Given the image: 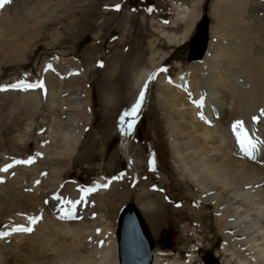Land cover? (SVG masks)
<instances>
[{
    "label": "rangeland",
    "instance_id": "obj_1",
    "mask_svg": "<svg viewBox=\"0 0 264 264\" xmlns=\"http://www.w3.org/2000/svg\"><path fill=\"white\" fill-rule=\"evenodd\" d=\"M65 1L11 0L0 9V20L19 16L21 21L14 33L8 34L7 38L0 43V46L4 45L0 53V86L12 85L22 80L27 83L43 82L44 84V88L34 91L12 88L0 91V150L1 153L4 151L8 153L0 156V173L4 171L1 169L9 165H12L10 171L16 170L12 177L6 178L1 185L0 207L4 204L1 201L2 197L5 198L15 188H27L36 178L40 179L39 182L51 176L53 167L45 162L54 155L56 150L54 144L65 139L63 131L69 134L76 128L75 122L69 126L71 121L68 118L78 121L80 117L87 118L88 115L90 121L82 122L84 131L80 139L81 145L74 153L75 163L71 162V165L69 164L66 168L69 176L67 174L68 178L64 177V184L76 183L80 189H85L89 185L88 188H90L97 180L109 181V190L114 189L116 196L112 194L111 197L113 200L111 219L109 217L101 219V215L106 216L110 212V208L99 210L103 205L101 200L104 196L92 199L87 194L88 197L83 196L78 199L71 192H60L62 199L54 201L55 209L49 211H61L62 208L73 211L70 205L65 204V200L81 201L74 209L77 221L69 219V223L58 222L60 225H70L75 222L89 223L91 232L86 235L88 237L81 238L82 245L77 258L85 256L94 264L101 260V247L105 249L109 246L108 237L104 239L99 233L101 227L115 224L117 226L121 209L131 201L139 206L153 201L157 204L154 205L155 210L160 207L155 217L162 216V218L170 219V222L162 223L161 226L159 223L156 224L158 233L155 234L153 224L143 215L154 239V250L158 248L163 252L174 251L176 255L181 252L182 260L185 261L188 257L194 258L193 264H205L204 257L211 253L220 256L223 246L226 247L229 257L234 258L233 264H239V257L244 255L250 257V253L254 252L248 246L255 245L253 241H250L251 238L258 244H264L263 174L262 179L259 176V179L254 177L251 179L252 182L238 187H242V190L250 189L249 196L242 199L243 204L239 203L241 208L238 207L241 216L239 227L243 232L234 233V229L226 230L229 236H234L226 241L223 232L219 230L216 215L220 214V211L230 214L235 204L227 203L218 197L220 205L223 204V207L219 205V210L210 202L205 206L198 204V210L196 206L199 202L196 201V197L199 195L194 196L197 194V188L186 183V181L189 182L188 175L182 171L172 151L168 108L165 104L166 100L159 94L162 83L160 81L164 72L166 78L171 80L179 76L178 64L184 66L183 68L191 65L187 62L190 49L188 42L195 35L201 16L206 13L211 19V40L219 38L223 47L233 52L237 58L235 65L231 66L233 70H236V83H239L242 89L247 85V89L252 88V83L247 78L248 65L239 62L244 55L240 56V53H251L255 57L264 56V0H70L64 6L62 2ZM185 15H191L192 25L189 24L190 20L184 18ZM30 21L35 22L33 39L22 44L23 37H19L18 33L23 30L25 22ZM182 35L188 37L184 46H171L168 43L169 40H179ZM11 36L16 39H11ZM18 40L21 42V46L17 48L19 51L12 52L10 46ZM152 56L158 63L164 59L157 69L150 65L149 60ZM62 61L78 63L80 67L78 71L83 74L82 81L79 82L84 83L85 93L83 97L74 96L73 98L76 99L72 102L66 101L71 95H67L68 92L60 88L56 90L55 96L54 93L51 96L48 95L51 93L50 76L59 75L56 68L62 66ZM161 69H167V71H160ZM145 71H148L147 78L144 76ZM64 75H59L62 78L60 80L69 79L71 75L73 78L76 73L73 71L71 74ZM78 77L73 78L71 82H78L74 80ZM230 80L233 78L228 81ZM141 83H146V89L143 92L144 101L138 114L134 118L130 117L135 119V124L129 132L122 124L121 116L139 99L143 86ZM245 88L244 90H247ZM10 93L21 97L37 95L42 104L36 108V112L27 115L23 121L16 122L15 115L11 116L9 113L8 106L13 101L8 95ZM87 100L89 108L86 115L83 109ZM248 113L249 116L245 115L239 121L244 122L249 135L251 134L250 136L257 141L254 158L246 156L240 150L236 135L230 126L226 131L229 132H227L228 135H231H229L230 140L235 145L236 150L234 149L232 153L240 161L256 165L264 171V109L254 114ZM254 117H259V121L254 120ZM215 118L220 119V115ZM67 122H69L68 126ZM214 125L213 121L210 127ZM65 127H68L67 130ZM52 134L54 138L49 137ZM9 145H19L22 149L18 151V154L14 150L11 151ZM15 149L18 150V148ZM4 157L6 163H3ZM28 160L32 162L16 163V161ZM38 163L41 165L39 170H32L29 173L32 168L38 167ZM28 165L29 174L27 173L23 180L19 179L20 171H17V168L25 171L27 169L23 166ZM234 190L236 191L237 188ZM209 192L206 194L211 193ZM198 211L201 213L198 214ZM47 215L48 212L44 213L39 220L41 228L50 227L51 218ZM50 215L56 216V213ZM198 216L201 217L200 220ZM6 218L8 216L4 219ZM94 220L97 222L95 221L92 225ZM231 244H235L236 247ZM62 252L59 255H63L64 252ZM53 254L50 252L46 260L56 264L59 260H55ZM220 257L224 258V255ZM35 263L43 264L39 261Z\"/></svg>",
    "mask_w": 264,
    "mask_h": 264
},
{
    "label": "bare ground",
    "instance_id": "obj_2",
    "mask_svg": "<svg viewBox=\"0 0 264 264\" xmlns=\"http://www.w3.org/2000/svg\"><path fill=\"white\" fill-rule=\"evenodd\" d=\"M69 1L70 0H66L65 2L62 3L64 4V6H66V4ZM28 12H30V10ZM204 15H208V14L206 13ZM184 18L190 20L189 23L190 25L193 24L192 23L193 19H191V15H185ZM20 23L21 21L19 16L16 18L12 17L9 20H0V43L7 38L8 34L12 35L14 33V30L18 28ZM34 26H35V22H31V21L25 22L23 26V30L18 33L19 37L20 36L23 37L22 44H25L26 42L33 39L32 32ZM201 30H204V27L199 29V31L196 30L195 34H197V36L198 35L200 36V33L202 32ZM13 36H11L10 38L13 40L16 39L13 38ZM197 36L195 40H192L194 37L193 36L191 38V41L189 42V46L191 47L192 45L193 47L191 50L192 53L190 52L193 60L188 61V63L191 65L183 68L184 66L178 64L179 65L178 67L180 69L179 76L171 80L166 78V73L164 72L163 77H161L162 79L160 81L162 83H161V90L159 96L160 97L162 96V98L166 100V103L165 102L164 103L167 105L168 108V119L171 125L172 151L175 154V157L178 159L177 163H179L181 166L179 167L182 169V171L185 174L188 175L186 176L189 178V182L186 181V183H189L190 186H195L197 188L196 189L197 194L194 196L199 195L196 197V201L198 200L199 203H197L196 207H198L199 205L203 206V204L205 206L210 202L211 204L213 203L214 206H216V208L218 209L220 205L218 201V197L224 199L225 201H227V203L233 202L235 204L233 207V211L230 214H228L226 211H220L221 213L216 215L217 218L216 220L219 225L218 227H220L219 230L223 232L222 234L225 237V240L229 241V238H231V236L232 237L234 236L233 235L229 236V233H226V230L234 229L235 231L234 233L243 232V230H240L241 227H239L241 216L240 213L238 212V207L241 208V204H243L241 203V200L247 198V196H249L248 192L250 191V189L242 190V187L241 188L238 187H240L242 184L246 185V183L248 184L249 182H252L253 180L251 179H253L254 177L256 179V177L258 178L259 176L262 179V177L264 176V171H262L261 168L259 169L256 165L240 161L235 157V154L232 153L233 150L235 149L234 148L235 145H233V143L231 142L230 140L231 135L229 134L230 135L229 136L228 135L229 132L226 130L228 127L233 126L232 125L233 123L239 121L240 118L241 119L244 118L245 115L249 116L248 112L254 114V112H259L261 109L263 111L264 56L255 57L251 55V53L250 54L240 53V56L243 54L244 55L242 56L239 62L246 63L248 65L247 78L249 79V82L252 83V88H249L250 87L249 86L248 87L249 89H247L248 85L247 86L245 85L246 88L245 87L244 88L247 90H244V88L243 89L241 88V85H238L239 83L238 84L236 83L237 80L236 70L235 69L233 70L231 67L232 65L233 66L235 65L234 62L237 61V58H235L233 52L227 50L226 47H223L222 41L219 40V38L218 40H215V38L211 40V26H210V41H209L208 50L204 58L200 60L198 59L197 56L199 55L203 41L202 39L199 38V36L198 37ZM18 41L12 46H10V50L12 52L19 51V49L17 48L18 46H21V42ZM187 41H188L187 35H185L184 37L182 35V37L179 40H175V41L169 40L168 43H170L171 46H184L187 43ZM2 46H0V53L2 50ZM163 60H161V62L158 63L156 62L155 57L152 56V58L149 61H150V65L154 69H157V67L159 68V65L163 62ZM197 62H200L201 64H193ZM225 66L231 68V70H229V68L227 67L225 68ZM68 68L69 70L67 71ZM79 69H80L79 64L76 62H66L63 63L62 66L60 65V67L57 66L56 70L59 71V75H64L65 73L71 74L74 71L76 75L73 78L79 76L77 79H74L75 81L78 82H74V83L71 82V80L73 79L72 75L69 79L66 80H60L62 78H60L59 75L56 77L50 76L51 93L48 95L51 96L54 93L55 96L56 90L60 88V90H65L66 92H68L67 95L69 96L71 95L69 99L66 100L68 102H72L74 99H76L73 98L74 96L83 97V94L85 93L84 83L79 82L82 81L81 76L83 74L80 71H78ZM232 70L233 73L231 72ZM145 72L146 73L144 74V76H146L147 78L148 71ZM231 78H233V80L228 81ZM143 79H145V77ZM141 84H143L141 89V93H142L146 89V83H141ZM53 89L55 91H53ZM4 95L7 96L5 93ZM8 95H10L12 97L11 100H13L8 106L10 107L9 113L11 116L15 115L16 122L19 120L20 122L21 120L23 121V119L27 115L28 116L31 115L36 110V108L39 107L40 104H42L41 101L39 102V98L37 97V95H30V96L27 95L25 97L15 96L12 95V93ZM136 100L137 98L135 99V101ZM201 100L203 101V106L198 107L197 103L194 102H199ZM85 104L86 106H84L83 112L87 115L89 108V101L87 100ZM202 109H206V110L202 111ZM218 115H220V119L217 120L215 116ZM68 119L69 121H71V124L69 126H72V122H75L76 128L72 129V133L69 134H66L63 131L65 139L63 138L58 141V144L57 143L54 144V147L56 148L54 155L50 156L49 160L45 162L51 164V166L53 167L51 176L49 175L47 178L45 179L43 178V180L39 182L38 180L40 179L36 178V180H34L33 183L31 182L32 184L30 187L15 188V190L12 191L9 195L5 196V198L2 197L3 200L1 201L4 204L3 206L0 207V217H1L0 226H3V229L0 231V233L8 232L10 233V235L0 237V264H36L35 262L37 261H39L40 263L43 262V264H52L50 261L46 260L48 259L50 252L54 253L53 255L55 260H59V262L56 264H71L72 262L73 264H94V262H91V259H86L85 256L77 258L78 257L77 254L82 245L81 238L82 237L84 238L86 235L90 234L91 232V228L88 227L89 223L86 222V223L77 224L75 222L70 225H62V224L60 225L61 222H63L64 224L69 222H64L63 220H59L58 217L54 215H52L51 217L50 214L51 213L55 214L56 212L49 211L50 209L52 210L53 208L55 209L54 201L57 200L58 196L61 197L62 193L60 192H64V193L71 192L75 194V196H77L78 199L79 197L83 198L84 196L83 193L80 191L81 189L79 188V186L76 185V183L64 184V179L68 178L69 176L68 170L66 168L69 166L71 162L75 163L76 161L74 159L75 158L74 153L77 152L76 151L77 148H80L81 145L80 139L84 131L82 122L83 121L88 122L90 121V119L88 115L87 118L80 117L78 121L70 120V118ZM213 121L215 125L213 127L212 126L210 127ZM68 123L69 122H67L66 125ZM65 128L67 130L68 127ZM53 134L49 137L54 138ZM8 142H10V140ZM9 146H11L10 147L11 151L14 150L15 152L21 151L22 149L19 145L16 146L9 145ZM15 148H18V150H16ZM4 154H8V153L5 151L1 153L0 150V156ZM6 162L7 161L4 157L3 163ZM40 162L42 163V161ZM39 164L40 163H38V167L32 168L29 171V173L32 170H39L41 166ZM7 168L8 171H10V167ZM26 169L27 170L25 171L19 170L20 171L19 179L23 180V178H25L26 174L28 173L27 171L30 168L26 167ZM4 172L6 174H4ZM7 173H8L7 171H3V173L0 174L3 178H5L7 176ZM67 174L68 176L66 177ZM108 183L109 181L101 182V180H97V182L92 184L90 187V189H94L95 187V190L88 193L89 197H91L92 199L98 196L100 197L104 196V198L101 200V202H103L102 203L103 205L99 208V210L103 208L106 209L110 208L109 209L110 212L106 216L104 214L101 215V219L102 217H104V219L107 217L111 219L112 217L111 214H113V209H112L113 200H111V197L112 194H115V192L113 191L114 189L109 190L110 185L108 186ZM105 184L107 185L106 187L104 186ZM232 188L234 189L237 188V190L235 191L233 189L232 191ZM208 192L210 194L207 195L206 193ZM225 192L228 193L224 194ZM261 192L260 194L264 193V191L262 193ZM189 195L192 196V194ZM115 196L116 194L114 195V197ZM61 202L63 203V201ZM155 204L156 203H154L153 201L151 202L148 201L146 204L140 206L138 205V207L142 212V214L148 218L149 222L153 224L152 225L153 230L155 234H157L158 231L156 228V224L159 223L161 226L162 223L170 222V219L168 217L162 218V216L161 217L157 216L156 218L155 214L158 213L157 210L158 208L160 209V207H157V210H155L154 207ZM218 210L217 213L219 212ZM43 211L48 212L47 217L51 218L50 227L47 226L48 228H44V226L41 228L40 221H36L35 223L32 222V218H35L36 214L38 213H40V218L39 217L35 218V220L42 219L43 217L42 215L46 213ZM130 212L126 213L125 216ZM14 213L16 214L14 215ZM200 213L201 211H198V214ZM6 216H8V218L4 219ZM120 218L121 216H119L117 226H115L116 224L112 225L113 228H111L112 226H108V225L107 226L104 225L103 227H101L99 233L104 239L105 237H108L107 244H109V246H107V244L105 243L107 247L105 246L106 247L105 249L101 247L102 258L96 264H146L147 261H149L148 243L145 242L146 244L145 245L142 244L143 241H141V239L132 236L130 237L131 235L129 233L130 230L126 225V222L125 221L120 222ZM125 218L126 217H124V219ZM197 218L198 220L201 219V217L199 216ZM95 221L96 220L92 221V225L94 224ZM15 227H28L31 228L32 231L14 232L12 231V229ZM250 241L251 242L253 241V243H255V245L248 246V248L251 247L250 249L253 250L254 253L252 254L250 253V257L249 255L247 256L244 255L241 258L239 257L240 260L239 264H264V244L259 243L260 244L259 245L256 240L255 241L253 240V238H251ZM258 241L260 240L258 239ZM131 245H134V247L132 246L133 247L132 248ZM231 245L236 247L235 244H231ZM117 248L118 251L116 252ZM185 248L182 249L185 250ZM195 249L197 250V248ZM61 251L64 252V253L62 252L63 255L62 254L59 255ZM117 254L119 255L118 257L119 259L117 258ZM181 254H182L181 252L177 253V255L176 253L172 254L171 252H163V251H159V249L156 248L155 250L154 249L152 250L153 261L151 264H193L194 263V258L191 257H188V259L183 261ZM219 254L224 255V258L222 259L220 257L221 255L217 256L219 259H221L220 260L221 264H233L232 262L234 258L229 257L228 251L226 250L225 246H223Z\"/></svg>",
    "mask_w": 264,
    "mask_h": 264
},
{
    "label": "snow or ice",
    "instance_id": "obj_3",
    "mask_svg": "<svg viewBox=\"0 0 264 264\" xmlns=\"http://www.w3.org/2000/svg\"><path fill=\"white\" fill-rule=\"evenodd\" d=\"M11 2V0H0V9L4 8L7 4H9ZM119 6H117L118 8ZM51 67V66H49ZM160 71H167V69H161ZM155 77L153 76V79ZM8 88H12V89H22V90H29V89H35V88H44V84L43 82H37V83H27L25 81H19L15 84L12 85H8V86H0V91H5ZM144 101V94L143 92L140 94L139 99L137 100V102L132 106V108L129 111H126L123 113V115L121 116V122L122 124L125 125L126 129L130 132L132 130V128L134 127L135 124V119H132L131 121L125 123V118L126 117H135L140 108L141 105ZM197 103L198 107H202L203 106V101H199V102H194ZM254 120H259V117H254ZM232 130L236 135V139H237V143L240 147V150L248 157H252L254 158V152L257 148V141H255L250 135L248 130L245 128L244 126V122L243 121H236L233 126H232ZM31 160L28 161H16V163H31ZM155 162L153 161V164ZM8 167H11V165H9ZM4 171H7L8 168L6 167L5 169H3ZM105 187L107 185H104ZM95 189H90V188H85V189H81L80 191L84 194V196H86L88 193L94 191ZM57 199H61V197H57ZM81 201L76 200H65V204L70 205L71 209L73 211H69L66 210L64 208L61 209L62 212H64V215L61 217V219H75V215H74V209L76 207L77 204H79ZM32 222L35 223L36 220L35 218H32ZM12 231L14 232H31L32 229L28 228V227H15L12 229ZM10 235V233L5 232V233H0V237L3 236H7Z\"/></svg>",
    "mask_w": 264,
    "mask_h": 264
},
{
    "label": "water",
    "instance_id": "obj_4",
    "mask_svg": "<svg viewBox=\"0 0 264 264\" xmlns=\"http://www.w3.org/2000/svg\"><path fill=\"white\" fill-rule=\"evenodd\" d=\"M210 22L211 21H210L209 16L204 15L200 19L198 26H197V31H199V29L204 27V30H201L202 32L200 33V36L198 35L199 38L202 39V41H203L201 50L199 52V55L197 56L199 60L204 58V56L207 52L208 46H209ZM196 36H197V34L194 35L192 40H195ZM192 48L193 47L191 45L190 52H191ZM190 52H189L187 61L193 60L192 55H191L192 52L191 53ZM128 212H130L129 214H127L128 216L127 215L125 216V214ZM124 217H126V218L124 219ZM122 221L126 222V225H127L128 229L130 230V231L128 230L129 233L131 234L130 237L132 236V237H137V238L141 239V241H143L142 244H145V242L148 243V245H149V247H148V258L149 259L148 260L149 261H147L146 264H151V262H152L151 253H152V249L154 248V241H153V238L151 236L150 230L146 224L145 219L143 218L141 212L139 211L137 205L134 202L128 203L126 205V207L124 208L123 213H122L121 218H120V222H122ZM132 246L134 247V245H131V247ZM205 261L207 262V264H220L218 259L215 258V256L212 254H209L208 256H206Z\"/></svg>",
    "mask_w": 264,
    "mask_h": 264
}]
</instances>
